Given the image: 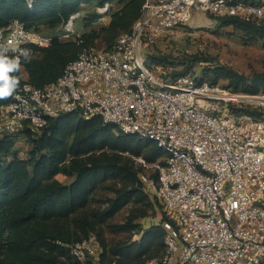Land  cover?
I'll return each instance as SVG.
<instances>
[{"label":"built area","instance_id":"1","mask_svg":"<svg viewBox=\"0 0 264 264\" xmlns=\"http://www.w3.org/2000/svg\"><path fill=\"white\" fill-rule=\"evenodd\" d=\"M25 1L32 9L38 0ZM110 5L97 7L99 20ZM196 12L259 20L264 0H145L139 20L111 48L85 47L55 81L42 87L25 82L14 94L19 99L0 103V134H37L52 119L77 112L152 140L166 156L152 164L135 160L144 190L167 215L166 236L162 255L144 264H263L264 119L238 114L242 102L263 99L189 76L164 78L145 53ZM79 14L62 23L64 37L74 34ZM52 38L17 19L0 27V44L32 54ZM69 251L75 264H119L107 259L96 233L70 244Z\"/></svg>","mask_w":264,"mask_h":264},{"label":"trees","instance_id":"2","mask_svg":"<svg viewBox=\"0 0 264 264\" xmlns=\"http://www.w3.org/2000/svg\"><path fill=\"white\" fill-rule=\"evenodd\" d=\"M126 1L128 10L121 14L117 33L110 35L106 47L109 49L119 36L132 29L141 15L145 0H38L32 9L28 8L25 0H0V27L17 19L36 32L40 31V24L55 29L71 15L80 12L83 6ZM222 22L224 25L243 27L255 37L264 38V21L256 23L237 16H225ZM81 39L82 51L88 45L85 37ZM81 51L78 52L74 43H61L57 38L48 47H34L31 61H22L21 71L16 73L21 78L19 88L25 82L42 87L55 81ZM232 74L235 77L232 83L244 85L245 92L250 94H257L259 80L264 81L258 76L249 85L248 79ZM209 82L217 83L216 79ZM9 101L0 100V103ZM242 113L260 115L255 109L239 108L238 114ZM18 137L30 143L27 158L19 156L16 147ZM104 149L129 152L135 157H143L150 164L166 156L165 151L152 140L123 134L115 126L104 123L99 115L85 119L77 112L52 119L37 134L27 129L16 135L0 134V264H75L69 251L70 244L91 233H96L103 243L93 225L86 228L83 237H76L74 232L65 234L55 231L50 225L69 219L85 208L92 193L109 177L123 176L132 182L133 187L119 190L103 212L104 219L113 217L133 198L136 190L139 191V200L155 198L144 190L139 178L142 168L136 160L129 164L105 156H95L87 161L81 159L84 155ZM60 173L74 178L70 183H63L57 179ZM157 175V171L151 172L152 177L157 178ZM166 219L167 215L163 212L161 223L144 231L139 241L117 243L111 249V257H118L119 264H144L161 256L165 249L163 222ZM135 227L133 217L122 225L123 229L131 231ZM111 257L108 260L112 261Z\"/></svg>","mask_w":264,"mask_h":264},{"label":"rangeland","instance_id":"3","mask_svg":"<svg viewBox=\"0 0 264 264\" xmlns=\"http://www.w3.org/2000/svg\"><path fill=\"white\" fill-rule=\"evenodd\" d=\"M127 3L128 1L110 3V9L103 20H99L100 13L97 11L99 5L83 6L79 17L74 20L75 32L68 37H64L61 26L52 29L40 24L38 32L43 36L53 37L52 42L57 38L61 43H74L78 46V52L83 48L79 44L82 36L85 37L88 45L86 47L107 49L108 41L111 39L110 35L118 30L117 25L121 20V14L128 10L125 7ZM254 21L260 23L264 21V18ZM254 35L243 27L224 25L222 17L208 12H196L193 18L180 27L176 33L164 34L148 44L145 47V53L149 64L154 65L164 78L189 76L199 81L216 79L219 85L230 91L264 98V81L262 80H259L257 84V94L247 93L244 85L237 86L232 83L235 78L232 73L248 79L249 85L253 78L258 76L264 78V38ZM218 68L220 70L216 71ZM243 108L255 109L260 113L259 117L264 119V99L260 103L242 102L241 109ZM16 147L21 158L29 156L30 143L27 139L18 137ZM95 156L114 158L121 163L129 164L136 159L129 152L113 149H104L84 155L81 159L87 161ZM73 178L63 173L57 175V179L63 183H70ZM132 187V182L123 176L109 177L102 181L92 193L85 208L69 219L51 223L50 227L55 231L58 230L65 234L74 232L76 237H83L86 228L93 225L105 245L108 259L113 255L111 249L117 243L139 241L144 231L161 223L164 210L159 201L151 197L139 200L138 190L113 217L103 218V212L119 190L132 189ZM129 217H133L137 225L132 231L122 228ZM117 258L111 257L110 259L113 261Z\"/></svg>","mask_w":264,"mask_h":264},{"label":"clouds","instance_id":"4","mask_svg":"<svg viewBox=\"0 0 264 264\" xmlns=\"http://www.w3.org/2000/svg\"><path fill=\"white\" fill-rule=\"evenodd\" d=\"M105 9H100L104 11ZM9 43H11L9 41ZM14 55L9 56V52ZM23 58L24 62H30L32 59V52L27 48H9L8 44H0V100L10 98L19 99L14 96L20 86L21 78L16 75L21 71Z\"/></svg>","mask_w":264,"mask_h":264},{"label":"bare ground","instance_id":"5","mask_svg":"<svg viewBox=\"0 0 264 264\" xmlns=\"http://www.w3.org/2000/svg\"><path fill=\"white\" fill-rule=\"evenodd\" d=\"M258 98H263V97H258ZM264 99V98H263Z\"/></svg>","mask_w":264,"mask_h":264}]
</instances>
